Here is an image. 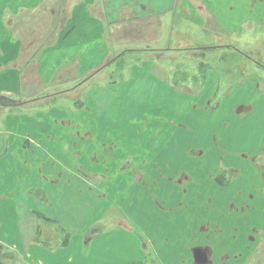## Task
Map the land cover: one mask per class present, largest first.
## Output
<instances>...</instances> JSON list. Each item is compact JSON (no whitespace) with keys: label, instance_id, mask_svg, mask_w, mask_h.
Here are the masks:
<instances>
[{"label":"crops","instance_id":"1","mask_svg":"<svg viewBox=\"0 0 264 264\" xmlns=\"http://www.w3.org/2000/svg\"><path fill=\"white\" fill-rule=\"evenodd\" d=\"M257 29H264V0H0V96L11 97L13 103L0 106V115L6 114L0 118V244L15 253V263L223 264L232 256L234 264H244L251 255L252 226L239 221L234 204V215L226 214L224 222L213 226L210 218L225 205L218 198L212 203L211 197L212 192L216 197L223 192L224 186L216 183L222 165L225 170L235 166L224 163L221 155L226 151L224 132L229 133V150V140L239 137L242 126L244 131L258 128L253 104L245 103L264 99L255 75L241 76L239 86L223 98L220 110L228 111L218 139L213 135L209 140L208 134L203 138V126H172V152L166 148L156 153L154 144L146 141L147 129L159 132L157 126L128 124L121 109L96 107L100 102L108 108L115 97L122 101L125 94H133L130 84L141 83L142 77L121 74L92 82L82 95L89 104L84 116L78 98L65 109L55 106L62 95L54 91L48 98L41 93L57 85L80 84L87 75L90 80L125 56L126 69L130 56H136L137 64L131 67L155 69L165 78L172 71V81L190 84L186 90L207 101L215 88L206 84L214 78L201 73L206 83L200 91L177 69L203 68L206 51L229 47L223 37L231 39L238 52L258 51ZM192 30L215 40L188 45L185 38ZM162 78L151 74L145 81L165 83ZM44 99H51L46 115L52 117L54 129L42 123V116L37 118L36 110L42 108L37 103ZM22 108L28 114L16 112ZM22 118L24 122L17 123ZM168 155L172 187L178 189L172 194L183 191L189 196L184 206L181 202L169 210L172 217L167 221L156 205L145 202V187H150L149 177L156 178L149 168ZM134 162L150 167L139 169V164L133 174L128 165ZM120 165H126L124 170ZM113 179L120 180L118 188H128L131 179L136 182L124 204L115 207L106 204L113 187L107 181ZM181 180L187 189L180 188ZM130 197L136 200L128 204ZM112 208L119 219L115 223L107 220Z\"/></svg>","mask_w":264,"mask_h":264},{"label":"rangeland","instance_id":"2","mask_svg":"<svg viewBox=\"0 0 264 264\" xmlns=\"http://www.w3.org/2000/svg\"><path fill=\"white\" fill-rule=\"evenodd\" d=\"M257 32L258 34H261L257 37L258 40L254 41V45H256L258 51H250V53L238 52L233 47L236 44L232 43L231 39L223 37L221 41L227 45L230 43L229 47L206 51L205 59L207 65L203 68L202 66H196L193 68L191 67V69L188 67L177 69V71L181 72V76L185 75L184 77H188L186 80L189 82L193 81L194 83L192 84L196 83L195 86L198 87L200 91L204 87V83H206L205 79L203 81L201 80V73L214 78H209L211 81H214L213 83L206 84V86L212 85L213 89L215 88L214 94H212L207 101H200L196 98L199 94L194 91H187L186 88L190 87V84H185L181 81H178L177 83L172 81V71L170 75H167V78H165L163 76L165 74L158 76L154 71L155 69L141 70L139 68L131 67L132 65L137 64L136 56H130L126 69L123 66L126 60L125 56V59L121 58L118 64L115 63V61L112 63V67L109 66V68L99 69V73H97L96 76L90 80L87 75L84 79H82L83 81L80 84L70 83L66 85H57L51 89L43 91L41 94H45L48 98L50 96L47 95H52L53 93L50 92L54 91L56 92L55 94L62 95V98L57 99L58 101L55 102V106L65 109H68L69 102H73L75 98H78L80 107H82L80 108V112L82 113V116H84L85 110L89 107V104L86 102L84 103L82 95L84 91L89 88V85L92 84V82L95 80L100 82L105 78L107 81L110 77L118 75L121 76V74L123 77L135 76L134 79L142 77L143 81L141 83L135 84V82L134 84H130L132 87L129 91L133 89V94H125L122 101L115 97L114 100H111L112 106L108 108L101 107L103 104L100 102L96 103V107L112 110L121 109L124 112L123 116L128 119V124H143L148 126H157L155 129L160 128L161 130L159 132L147 129L145 133L146 141L149 139L148 143L154 144V147L157 150L156 153H160L166 148L172 152V126H179L180 124H194L200 127L203 126L207 131H204L203 138L206 134H208L210 138L209 140H213V135H216V139H218V136H220L219 133L223 130L221 123L225 120L223 113L228 111L220 110L223 98L227 94H230L234 87L239 86L237 81L241 78V76L246 77L255 75V78L259 83L257 87L260 91H258L264 92V42H262L264 40V29H257ZM214 40V36L199 33L196 30H192L191 37L188 36L185 38V42H188V45H195L197 43L200 45L203 42H214ZM176 41H178V39ZM194 42L196 43L194 44ZM196 58H198L197 55ZM248 59H251V61ZM185 70H190V72L195 73V77L187 76L188 74H186ZM151 74L155 77H163L162 79L165 83H151L145 81V78ZM192 86L195 88L194 85ZM41 102L37 103L42 107L36 110L38 114L37 118H41L42 116L44 119L42 123L44 125H49L54 129L52 117H49L48 114L46 115V110H48L51 106L48 105L50 104L51 99H44ZM227 102L229 103L228 100ZM249 102L252 103L255 108L254 111L256 113V117L255 115L253 116L257 119L258 128L244 131L245 128L242 126L239 137L235 141H233L234 139L229 140V150L227 147V138L229 133L224 132V142L226 146L223 148H225L226 151L221 155L224 156V163L230 161L233 162L235 166H233L232 169L229 168L230 170H225L226 168L222 165L218 171V174L221 175V181H215L219 185L224 186L222 188L223 192H220V196L217 197L214 195L215 193L212 192L213 195L211 198L212 203L217 202L215 201V198H218L220 200L219 203L225 206L223 207L224 210L222 209L221 213L218 212L210 219L211 222H214L213 226H215V222L218 220L224 222V217L228 216L226 214H231L233 216L237 212L239 214V221H244V223L250 222V226H252L250 229L252 238L249 240L251 255L244 264H264V203H261L264 201V99L254 98L251 101H245L246 104ZM19 111H22L23 115L28 114V109L22 108L16 112ZM248 111H250V109L246 112L242 110L241 114L238 115L240 118H243V115ZM5 116L6 114H1L0 118L3 120ZM81 119L83 120V117H81ZM20 120L22 123L24 122V118H22L19 119L17 123H20ZM168 127H171V130H168ZM52 135L53 133L50 132L48 138ZM253 140L259 142L256 144ZM146 147L149 152V145L146 144ZM232 147L235 149L234 154L233 151H230L233 150ZM217 149L219 150V148ZM190 154L192 156L197 155L195 151L190 152ZM170 161L172 162V156L168 155L167 159H161V162L159 164L155 163L154 167H150L149 164H137L136 162L132 163L133 165H128L130 173H133V169L136 166H139V164V169L143 168V170H147L148 167H150L149 169L152 170L154 168L152 171L155 173L156 178L152 180V178L149 177L150 180L147 181V186L150 187H145V191L148 189V192L145 193V202L156 205V207L160 209L161 213H163L162 220L167 221L171 220L170 217H172V211L169 210H172L174 205H178L181 202V206H184L189 196L188 193L184 195L183 191H180L178 195L175 192L172 194V191L178 189L172 187V183H174L172 178L174 176V170L172 172V163H170ZM120 167L124 170L126 165H120ZM174 167L175 166H173V168ZM234 177L237 178L233 179ZM107 183L112 184L113 187L111 190L112 195L108 197L106 204H110L114 207L116 205L120 206L124 204V201L128 197V188L130 187L129 192L131 193L133 192V188L136 184L134 179L133 181L132 179L129 180L128 188L116 187L115 184H119L120 180L117 181L113 179L111 181H107ZM179 185L181 186L180 188L184 190L188 187L185 181H182ZM161 191H163V193ZM134 196H136L137 199V194ZM133 199H135V197L128 198L127 203L131 204ZM99 202L100 199L97 198L96 203L98 204ZM231 207L235 208L232 211L235 212L234 214L230 213ZM11 214L14 215V212H11ZM112 214H116L114 208H112V212L107 214L109 216L107 217V220L111 223H115V220L119 219H115ZM121 214L124 218L126 217L125 219H131V217H129L130 214H125L124 212ZM117 215L119 216V214ZM29 222L30 221L23 223V228L29 226ZM112 227L114 226L112 225ZM0 264H16L15 253L11 251L6 244H0ZM212 264L216 263L214 262ZM223 264H234V259L232 256L225 258Z\"/></svg>","mask_w":264,"mask_h":264},{"label":"trees","instance_id":"3","mask_svg":"<svg viewBox=\"0 0 264 264\" xmlns=\"http://www.w3.org/2000/svg\"><path fill=\"white\" fill-rule=\"evenodd\" d=\"M80 104V103H79ZM78 104V105H79ZM0 106H5V107H10V106H13V103H12V101L10 100V97L9 96H4V95H2V96H0ZM220 173V172H219ZM220 174H218L217 176H216V180L218 181V182H220L221 181V178H220Z\"/></svg>","mask_w":264,"mask_h":264},{"label":"water","instance_id":"4","mask_svg":"<svg viewBox=\"0 0 264 264\" xmlns=\"http://www.w3.org/2000/svg\"><path fill=\"white\" fill-rule=\"evenodd\" d=\"M196 258H197V260H201L202 259V255L200 253H198Z\"/></svg>","mask_w":264,"mask_h":264}]
</instances>
